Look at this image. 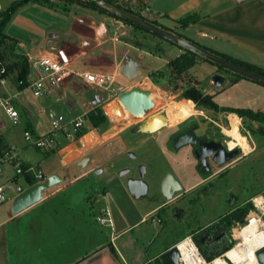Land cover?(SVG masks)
<instances>
[{"label":"crops","instance_id":"obj_1","mask_svg":"<svg viewBox=\"0 0 264 264\" xmlns=\"http://www.w3.org/2000/svg\"><path fill=\"white\" fill-rule=\"evenodd\" d=\"M123 1L124 5L121 7L127 11L135 12L148 20H154L201 47L264 71V0H179L168 9H164L162 0ZM152 3L156 10L152 9ZM84 8L97 11L89 7ZM193 11L200 13L201 17L186 27H180L178 18ZM79 21L82 22L83 19ZM107 22L123 26L119 19L99 12V17L91 19L85 31H78L79 40L76 45L62 44L56 41L58 34L51 33L49 38L55 40L54 43L34 48L17 41V49L25 56L26 54L38 56L46 53L50 46H60L70 55L75 68L100 74L107 72V75L113 78L121 73L127 78H137L138 82L148 87L165 85L167 76L172 74L168 62L182 52L178 44L171 42L174 44H171L173 47L177 46V50L171 53V48L162 47L164 41L160 37L147 36L135 28H121V33L127 35L123 41L117 37L106 39L104 36ZM101 24L105 25V30L99 34L97 30ZM140 38L147 40L158 51H152L149 47V50H146ZM109 41L114 43L112 47L105 46ZM118 44H122V47ZM158 52L164 54L163 60L155 56ZM148 56H152L155 61L159 59L162 63L146 69L144 59ZM126 67L129 68L126 70L127 74L131 76L122 72V68ZM187 72L192 75L191 81H187V84L196 85L204 94L212 95L220 106L248 108L264 113V85L228 73L202 59H196V63L188 68ZM214 74H221L224 77L220 86L214 84L212 80ZM178 78L174 79L180 82ZM81 84L89 86L80 80L71 79L51 95L39 98L32 96V105L25 114L26 127L34 132L35 127L43 123V118L40 116L44 113H47L50 125L51 112L57 114L55 105H59L68 97V94L72 93L78 96L77 98H80L84 105L83 112L79 115L87 116L93 110V104L97 100L95 95L98 93L93 89V97L86 98L87 96L81 93L83 86ZM99 98L102 99L101 96ZM21 101L27 104L28 98ZM70 107L74 109L73 106ZM69 121L71 120L66 122ZM89 121L91 122L90 118ZM91 124L95 125L92 122ZM96 127L95 125L93 129ZM87 131L60 147L58 152L62 155L61 149L70 143L76 142L83 146L92 143L93 139L86 138L89 132ZM1 139L0 152L8 145L6 138ZM105 141L107 145L109 142L102 138L96 145L84 148L83 152L80 150V153H77L76 148L62 155L64 161L85 156L88 158L85 163L79 160L78 175L70 177L62 185L61 179L57 183L60 184L59 186L43 190L39 201L19 213L12 212V202L20 190L12 194L9 201L5 202V198L0 202V264H145L161 253L167 252L180 240L169 242L150 253L145 251L144 243L140 250H134L140 236L120 241L149 219L154 228L159 220H154V216H158L167 207L168 202L175 197L173 194L167 197L162 191L164 200L140 210L134 206V202L144 196V189L140 185V192L131 193L129 190L128 192L125 181L121 180L123 191L126 193L125 197L133 205L130 209L128 206L119 205L115 195H112L103 185L97 184L88 175L99 165L97 162L87 167L90 155L98 151ZM22 165L28 164L22 163ZM28 166L31 167V165ZM41 174L44 178L56 175L53 171H49L47 176L42 172ZM24 175L27 185L20 187L21 190L30 186L28 177L35 178L34 173L31 172H25ZM79 183H85L84 191L78 189ZM58 195H63V199L54 202ZM80 197L85 198L86 204L77 203L80 202ZM99 216L110 218L111 223H100Z\"/></svg>","mask_w":264,"mask_h":264},{"label":"rangeland","instance_id":"obj_2","mask_svg":"<svg viewBox=\"0 0 264 264\" xmlns=\"http://www.w3.org/2000/svg\"><path fill=\"white\" fill-rule=\"evenodd\" d=\"M114 1L120 6L124 5L123 0ZM177 1L179 0H162L165 6L164 9H168ZM2 2H5V0H2ZM54 2L56 4L52 8L36 2H28L21 5L6 22L4 32L18 42H22L27 46L34 48L44 47L48 43H54L55 40L49 38V34L51 33H57L58 37L56 41L62 44L68 43L76 45L79 40L78 31H85L90 20L99 17V12L92 9H85V6L82 7L83 5L77 3L71 4L69 10H66L64 7L66 4L64 2L59 0ZM151 5L152 9H155L154 4L152 3ZM81 19H83L82 22L79 21ZM120 21L123 23L122 27L107 22V30L104 38L117 37L120 38L121 41L127 38V35L121 33V28L134 29L135 27L122 20ZM135 29L144 32L147 36H154V34L141 28ZM140 39L146 50L149 47L152 51H158V49L149 44L147 40L143 38ZM161 40L164 41V45L162 46H165L164 49L167 47L169 49L171 48V53H174L177 50V46L173 47V43L166 41L163 38H161ZM113 44V42L109 41L105 46L112 47ZM12 45L13 51L21 53L17 49V44L14 46L11 41H6L5 46H3V53L8 61L12 60ZM118 46L122 47V44H118ZM155 56L157 58L161 57L162 60L165 57L161 52L156 53ZM161 63L162 62L159 59H156L155 61L152 56H148L144 59L146 69H151L155 65ZM103 73L108 74L107 72ZM169 77L167 76L166 84H163L161 87H148L147 85L138 82L137 78H127L121 73H118L117 77H114V82L117 85H121L125 89L124 91L132 88L148 91L150 93V98L154 102V106L150 108L146 114L135 117L127 112L123 104L116 99L104 98L107 96V91L98 88L99 93L104 97L101 100L99 96L102 95H95L97 100L93 104V110L99 112L100 118L96 120L95 125L97 127L94 129L93 127H95V125L91 124L88 116H83L82 114L79 115L83 112L84 105L82 104V100L77 98L78 96L74 93L70 95L68 94V97H66L64 101L59 103V105H55V111L58 115H62L65 121L72 120L77 116H82L84 120V128L79 131V134H83L88 130L89 132L87 131L88 136H86V138L93 139L92 143L84 146L76 142L70 143L61 149L62 155H65L67 152L76 148V150H78L76 152L80 153V148L94 146L100 142L102 138L109 142L105 145V141V146L101 145L98 151H94L90 155L87 167L94 165V163L97 162H99V165L94 168L91 173H88V175L90 178L94 179L97 184H100V186L103 185V187L108 189L112 195H115L119 205L122 207L128 206L130 209L133 203L125 197L126 193L123 191L121 180L125 181V183L129 179L141 182L144 187V196H141L135 201L134 206L140 210H144L165 199V196L163 197L161 195L163 194L162 182L168 176L178 180L183 187H187L197 179V176L192 171L193 160L189 147L182 146L176 150L171 146L170 138L178 129V123L171 126L165 125L151 135L137 131L138 124L151 120L157 114H165L169 121V116L166 111L168 104L186 101V98L182 96V91L190 85L187 84V81H191L192 75L186 70L179 76V78L173 74ZM175 77H177L181 83L174 79ZM182 81H184V84H182ZM81 85H83L81 93H84L88 99L92 98L93 88L85 86L84 84ZM11 90L17 92L18 103H16V107L21 114V118L18 124H12L4 111L0 110V138H6L8 142V145H6L3 150L8 149V147L13 148L11 149V154L14 155L15 160L23 164L31 165V173L36 174L38 171H41L47 176L49 175V171H53V173L55 172L56 176L62 179L60 182L61 185L66 183L70 177L78 175L80 172L78 162L84 157H80L76 160L70 159L64 161L62 155L58 152L60 147L72 140L70 137H65L62 133H59L56 137L57 144H55L53 151L45 148H38L25 140L23 132L25 129H28V127H26L25 114L29 111L30 105H32L31 101L33 97L29 90L25 88L21 90L20 95L18 94L17 88L13 87ZM25 98H28L27 104L21 101V99ZM70 106H73L74 109ZM196 109L199 110L197 114L180 122H196L199 126V132H202L205 128H210L212 130H218L219 134L226 136L223 128L228 127L229 125V115L235 114L240 118L239 131L245 136L247 143H252L251 140H253L255 144L258 145V149L254 154L251 155L244 152V158L240 166H251L253 174L256 177V180L249 185V192L251 197L255 198V202L259 208L252 207L250 216L254 215L259 218L261 220V228L264 230V221L261 215V212H264V136L254 132L256 127L263 126L264 124L260 121H251L246 117H240L235 112H226L222 110L214 111L197 107ZM47 117V113L40 116V118H43V123H41V125L38 124V126L35 127L34 132L29 129L34 137H44L50 131L51 128ZM246 131H249L250 136ZM227 139L233 144L237 143L230 137ZM98 169H100V171ZM232 178V175L227 176V180H231ZM249 179L250 176L245 179V182L249 181ZM0 184L4 186L6 202L9 201L12 194L18 191L19 187H25L27 185V180L24 173H18L10 164L4 162L2 164V172H0ZM60 184L53 185L49 187L48 190L53 189ZM84 185L85 183H79L78 189L84 191ZM126 190L128 191L127 185ZM80 198V202L77 203H80L81 205L86 204L85 198ZM245 198L246 197H244V199ZM62 199L63 195H58L54 202H58ZM201 199L203 201L202 197ZM205 204L207 205L208 203L205 202ZM197 208L201 207L197 206ZM192 214L193 213L190 211L189 197L184 193V195H180L178 202L176 199L170 200L167 207H165L158 216H154V220L159 219L154 228L151 219H149L146 223H142L139 227L134 229V231L130 232L126 237L120 239V241L130 240V238L140 236L134 250H140L142 243H144L146 248L145 251L150 253L169 242L178 239L181 240L185 236L194 234L196 230H199L204 225L205 220H208L209 217L212 218L211 215L205 220L196 223ZM196 215H201V213H196ZM246 224L247 220L240 225L235 224L228 229L231 233V241L228 243L227 249L238 241L233 236L234 231ZM196 236L198 237L199 235ZM221 243H226V240H221ZM133 254L135 255L138 253Z\"/></svg>","mask_w":264,"mask_h":264},{"label":"flooded vegetation","instance_id":"obj_3","mask_svg":"<svg viewBox=\"0 0 264 264\" xmlns=\"http://www.w3.org/2000/svg\"><path fill=\"white\" fill-rule=\"evenodd\" d=\"M225 71L231 73L229 70ZM178 125V129L170 138L171 146L176 150L182 146L189 147L193 160L192 171L197 179L187 187H183L178 180L171 177L172 194L177 202L180 195H184V193L189 197L190 211L193 213L196 223L212 215V218L209 217L208 220H205L204 225L195 233L193 232L194 234L191 236L203 255L205 253L206 256H223L231 241V233L228 229L235 224L240 225L246 220L248 222L251 208H259L255 198H252L249 192V185L256 180V177L251 166H240L244 158V151L239 144L229 142L227 139L229 136L226 134V136H222L218 130L210 128L199 132L196 122H180ZM189 129L192 130L195 140L176 147L173 138ZM246 132L250 136L249 131ZM254 132L264 136V125L256 127ZM251 142L248 143L250 146L248 154L252 155L257 151L258 145L253 140ZM233 150H237V152L231 158L223 163L219 162L227 152ZM231 175L233 178L227 180V176ZM248 176L250 179L245 182ZM141 188L144 189L143 185ZM244 197L246 198L244 199ZM205 202L208 204L206 205ZM197 206L201 208H197ZM196 213H201V215L197 216ZM261 213L264 221V212ZM195 234L199 236L197 237ZM223 239L226 240L224 244L221 243Z\"/></svg>","mask_w":264,"mask_h":264},{"label":"built area","instance_id":"obj_4","mask_svg":"<svg viewBox=\"0 0 264 264\" xmlns=\"http://www.w3.org/2000/svg\"><path fill=\"white\" fill-rule=\"evenodd\" d=\"M14 1L18 0H5V2L0 0V23L3 20V13ZM26 56L29 63V70L26 77L27 85L25 86V89H28L30 94L35 98L51 95L56 92L59 87L71 79L82 81L92 87L98 94V88L107 91V96L104 97L101 94L102 99L103 97L106 99L114 98L119 102L118 94L125 90L121 85H117L114 82V78L110 75L95 73L87 69L75 68L70 55L60 46H50L48 47L47 52L42 55L33 56L26 54ZM13 87L16 88V85L10 78L7 62L0 57V110L4 111V113L11 120L12 124H18L20 122L21 115L16 107L17 92H13L11 90ZM20 91L21 90H18V93ZM50 116L51 129L44 137H34L29 129H25L23 132L25 140L38 148L51 150L54 149L55 144H57L56 137L59 133H62L65 137H70L72 140H75L78 135H80L79 131L83 128L84 123L82 116H79L69 122H66L62 115H58L53 111ZM11 149L13 148L8 147V149L0 152V172H2V164L4 162L10 164L18 173L31 172L32 167L25 170L22 169V163L15 160L14 155L11 154ZM34 175L36 182L45 179L40 171L36 174L34 173ZM4 200V186L0 184V202ZM98 221H100V223H111L110 218H106L104 216H99ZM184 238L189 239L190 243L194 245V252L200 259L203 260L202 263H204V261H206V263H210L212 261V259L207 260L203 256L191 235L185 236ZM174 246L178 247V242H176ZM179 262L180 264H183L180 261V255Z\"/></svg>","mask_w":264,"mask_h":264},{"label":"water","instance_id":"obj_5","mask_svg":"<svg viewBox=\"0 0 264 264\" xmlns=\"http://www.w3.org/2000/svg\"><path fill=\"white\" fill-rule=\"evenodd\" d=\"M92 1H95L103 5L108 10L113 12L115 15L120 17L123 21H127L133 24L134 26H137L143 30H146L150 32L151 34H154L155 36L163 38L167 41L182 45L192 50L193 52L199 54L200 56L206 58L207 60H210L235 74H238L244 78L250 79L254 82L264 85V75L254 72L252 70H249L245 67H242L223 56L215 54L199 46L198 44L190 40H187L185 37H183L182 35L178 33H175L171 30L158 26L154 24L153 22L142 18L141 16H138L130 11H127L126 9L122 8L119 4H117L114 1H111V0H92ZM104 30H105V25L101 24L97 31L99 34H102ZM128 69H129L128 67L122 68V72L127 74L126 70ZM127 75L131 76L130 74H127ZM212 80L216 86H220L224 81V77L221 74H214L212 76ZM118 100L120 103L123 104L126 111L135 117L146 114L147 111L154 106V102L150 98V93L148 91L141 90L138 88H132L127 91H121L118 94ZM165 125H167L166 115L157 114L151 120L138 124L137 131L141 133H153ZM194 140H195V137L191 129L186 130L185 132H182L173 138V142L176 147L185 145L188 142L194 141ZM80 150H82L83 152L85 149L80 148ZM235 152H237V150L227 152L226 156L222 158L221 160H219V162L223 163L227 161L229 158H231L234 155ZM87 158L88 157L85 156L82 159V162L85 163ZM98 170L100 171V169ZM60 180H61L60 177L56 175H50L42 181L35 182L34 184L30 185L28 188L24 190H21V188L19 187L18 190H20V192L14 198L12 202V212L14 214L19 213L20 211L27 208L28 206L36 203L42 198L43 190L57 184L58 182H60ZM171 184H172V179L170 176H168L162 182V191L167 197H170L173 192L171 188ZM126 185H127L128 190L131 193L140 192L139 185L142 186L140 181L132 180V179L127 180ZM167 253L171 257L174 264H180L179 262L180 254L176 246L173 245L172 247H170L167 250ZM256 256H257L259 264H264V246L256 250ZM226 259L229 261L228 258Z\"/></svg>","mask_w":264,"mask_h":264},{"label":"trees","instance_id":"obj_6","mask_svg":"<svg viewBox=\"0 0 264 264\" xmlns=\"http://www.w3.org/2000/svg\"><path fill=\"white\" fill-rule=\"evenodd\" d=\"M54 1H57V0H18V1L12 2L10 4V6L8 7V9L3 13V20L0 23V57L7 62V68H8L10 78L12 79V82L15 83L16 88L18 90L24 89L25 86L27 85L26 77H27L28 70H29V64H28L27 57L25 55L13 51V45H12V60L8 61L6 59V57L4 56L3 46H5L6 41H8V40L11 41L14 44V46L17 43L16 39L8 36L4 32L5 24L12 17V15L15 13V11L21 5H23L25 3L36 2V3H41L45 6L52 8L56 4ZM59 1H62L66 4V6H64L66 10H69V6L71 4L77 3V4H81L85 7L93 8L100 13H104V14L112 16L116 19L122 20L120 17L115 15L113 12L108 10L106 7H104L103 5H101L95 1H92V0H59ZM111 1H114V0H111ZM130 12H132V11H130ZM132 13L137 15V13H135V12H132ZM141 17L144 18L143 16H141ZM200 17H201L200 13L193 11V12H190V13L178 18L177 22L179 23L180 27H186L190 23L196 22ZM144 19H147V18H144ZM149 21L153 22L154 24H156L158 26H161L163 28L170 30L169 28L162 26L161 24L157 23L154 20H149ZM124 22L132 25L135 28H139V27L134 26L133 24L127 22V21H124ZM178 46L182 49V52L178 56L172 58L168 62V65L170 67V72L173 75H176L177 77H179L186 70H188V68L193 66L196 63V59H202V60L209 61V62L215 64L219 69L227 70L224 67H222V66H220V65H218V64H216L210 60H207L206 58L200 56L199 54L193 52L192 50H190V49H188L182 45L178 44ZM205 49H207V48H205ZM207 50H209V49H207ZM209 51H211V50H209ZM211 52L218 54L220 56H223L227 59H230L223 54H220V53H217L214 51H211ZM230 60L235 62L236 64L242 66V67H245L249 70H252L254 72H257L259 74L264 75V71H262L261 69H258L254 66H251V65H248V64H245L242 62H237V61L232 60V59H230ZM232 74H235V73H232ZM235 75L238 77H242L238 74H235ZM182 96L186 99L192 100L197 108L209 109V110H214V111L222 110V111H226V112H235L240 117H247L251 121H260L261 123L264 124V113H261L258 111H252L248 108H234V107H229V106H220L213 99L212 95L204 94L196 85L187 86L182 91ZM87 116L90 118L92 123H95L96 120L100 118L99 112L95 111V110H92ZM1 145H2V139L0 138V146ZM27 168H29L28 165H22V169L25 170ZM28 181H29L30 185H32L36 182V179L34 177H28ZM240 218H241V216H240ZM203 256L205 258H207V260H211L215 257V255H209V256L207 255L206 256L205 253ZM145 264H174V263H173L171 257L168 255V253L163 252L160 255H158L157 257H155L153 260H151L150 262H147Z\"/></svg>","mask_w":264,"mask_h":264},{"label":"bare ground","instance_id":"obj_7","mask_svg":"<svg viewBox=\"0 0 264 264\" xmlns=\"http://www.w3.org/2000/svg\"><path fill=\"white\" fill-rule=\"evenodd\" d=\"M166 111L169 116V121L166 118L167 125L171 126L197 114L199 110L196 109L192 100L186 99L185 102L169 103ZM239 121L240 118L237 115L230 114L229 125L224 127L223 131L235 140L244 152L248 153L250 146L245 136L239 131ZM234 237L238 241L227 249L223 256L214 257L210 263H206V261L202 263L203 260L194 252V245L190 243L189 239L182 238L178 241L177 247L180 261L183 264H259L256 250L264 246V230L261 228V220L254 215L250 216L246 225L234 231Z\"/></svg>","mask_w":264,"mask_h":264}]
</instances>
